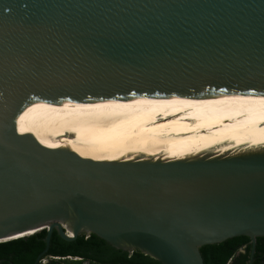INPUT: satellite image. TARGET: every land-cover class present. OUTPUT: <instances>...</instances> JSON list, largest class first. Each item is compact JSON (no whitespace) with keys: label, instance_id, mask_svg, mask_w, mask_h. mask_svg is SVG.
Masks as SVG:
<instances>
[{"label":"water","instance_id":"obj_1","mask_svg":"<svg viewBox=\"0 0 264 264\" xmlns=\"http://www.w3.org/2000/svg\"><path fill=\"white\" fill-rule=\"evenodd\" d=\"M264 98V0H0V243L96 235L161 264L264 238V149L96 162L18 126L45 99ZM212 157V158H211Z\"/></svg>","mask_w":264,"mask_h":264},{"label":"bare ground","instance_id":"obj_2","mask_svg":"<svg viewBox=\"0 0 264 264\" xmlns=\"http://www.w3.org/2000/svg\"><path fill=\"white\" fill-rule=\"evenodd\" d=\"M18 126L45 147L96 162L237 156L264 149V98L45 99L23 108Z\"/></svg>","mask_w":264,"mask_h":264},{"label":"trees","instance_id":"obj_3","mask_svg":"<svg viewBox=\"0 0 264 264\" xmlns=\"http://www.w3.org/2000/svg\"><path fill=\"white\" fill-rule=\"evenodd\" d=\"M47 231L27 239L0 243V264H35L46 249ZM252 241L237 237L201 248L205 264H249ZM70 258V259H68ZM161 264L140 251L133 254L113 248L96 235H82L73 242L54 232L49 252L39 264ZM253 264H264V238H258Z\"/></svg>","mask_w":264,"mask_h":264},{"label":"flooded vegetation","instance_id":"obj_4","mask_svg":"<svg viewBox=\"0 0 264 264\" xmlns=\"http://www.w3.org/2000/svg\"><path fill=\"white\" fill-rule=\"evenodd\" d=\"M251 252H252V250H251ZM68 259H70V258H68ZM254 262V261H253ZM249 264H250V262H249Z\"/></svg>","mask_w":264,"mask_h":264},{"label":"rangeland","instance_id":"obj_5","mask_svg":"<svg viewBox=\"0 0 264 264\" xmlns=\"http://www.w3.org/2000/svg\"><path fill=\"white\" fill-rule=\"evenodd\" d=\"M46 263H47V261L44 262V264H46Z\"/></svg>","mask_w":264,"mask_h":264},{"label":"snow or ice","instance_id":"obj_6","mask_svg":"<svg viewBox=\"0 0 264 264\" xmlns=\"http://www.w3.org/2000/svg\"><path fill=\"white\" fill-rule=\"evenodd\" d=\"M21 119H23V117ZM53 147H55V145H53Z\"/></svg>","mask_w":264,"mask_h":264}]
</instances>
